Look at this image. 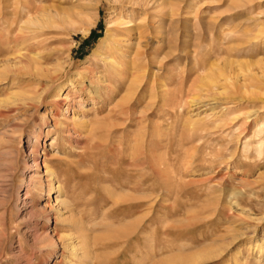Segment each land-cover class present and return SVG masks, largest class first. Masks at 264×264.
Listing matches in <instances>:
<instances>
[{"label": "rangeland", "instance_id": "374dc122", "mask_svg": "<svg viewBox=\"0 0 264 264\" xmlns=\"http://www.w3.org/2000/svg\"><path fill=\"white\" fill-rule=\"evenodd\" d=\"M162 263L264 264V0H0V264Z\"/></svg>", "mask_w": 264, "mask_h": 264}, {"label": "bare ground", "instance_id": "6f19581e", "mask_svg": "<svg viewBox=\"0 0 264 264\" xmlns=\"http://www.w3.org/2000/svg\"><path fill=\"white\" fill-rule=\"evenodd\" d=\"M118 44V43H117ZM19 57V56H18ZM23 57V56H22ZM27 57V56H26ZM25 58V57H24ZM21 60H23L22 58H21V56L19 57V61L21 62ZM65 103V101H64V99H55L54 100V102H53V106H54V110H55V115L57 116L58 115V112L59 111H61L62 110V107H63V104ZM39 140H40V134L38 133V134H36L35 135V142H39ZM36 150V149H35ZM35 152V151H34ZM37 161V160H36ZM37 163V167H39V163L38 162H36ZM35 164V163H34ZM42 167L43 168H46L44 165H42ZM38 169H41V168H38ZM39 171V170H38ZM56 172V170L54 169V168H52V169H50L49 167H47L46 169H45V174H46V176L49 178V181H52L53 179H55L54 177H55V173ZM39 175V178H40V180H41V175L40 174H38ZM37 180H39V179H37ZM40 180H39V182H40ZM43 184V183H42ZM59 184V183H58ZM48 197H47V200H49L50 198H52V196H51V191L53 190V188H54V186H53V183H49L48 182ZM58 187V186H57ZM55 201H57V198H56V200ZM58 205H62V203H60V201H58ZM65 205H67V204H65ZM64 208V207H63ZM66 208V207H65ZM51 209H53L52 207H51ZM50 209V210H51ZM54 210V209H53ZM55 210H56V208H55ZM68 211V210H67ZM55 212H57V211H55ZM77 250V249H76ZM163 264V263H162Z\"/></svg>", "mask_w": 264, "mask_h": 264}]
</instances>
